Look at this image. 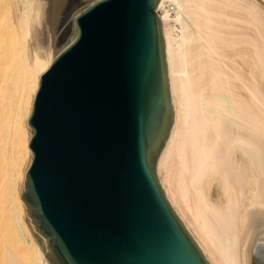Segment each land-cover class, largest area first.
<instances>
[{
	"label": "bare ground",
	"instance_id": "bare-ground-1",
	"mask_svg": "<svg viewBox=\"0 0 264 264\" xmlns=\"http://www.w3.org/2000/svg\"><path fill=\"white\" fill-rule=\"evenodd\" d=\"M68 2L0 0V264H49L17 187ZM156 10L174 110L158 181L210 264H264V0H161Z\"/></svg>",
	"mask_w": 264,
	"mask_h": 264
},
{
	"label": "water",
	"instance_id": "water-1",
	"mask_svg": "<svg viewBox=\"0 0 264 264\" xmlns=\"http://www.w3.org/2000/svg\"><path fill=\"white\" fill-rule=\"evenodd\" d=\"M160 1H94L39 76L17 192L49 264H210L156 174L174 115Z\"/></svg>",
	"mask_w": 264,
	"mask_h": 264
},
{
	"label": "rangeland",
	"instance_id": "rangeland-1",
	"mask_svg": "<svg viewBox=\"0 0 264 264\" xmlns=\"http://www.w3.org/2000/svg\"><path fill=\"white\" fill-rule=\"evenodd\" d=\"M95 0H69L66 11L61 18L57 28V47L55 52H60L73 38L74 35V16L90 5ZM69 6V7H68ZM163 10L169 13V7L165 5ZM171 13V12H170ZM169 13V14H170ZM17 59L15 55V60ZM157 163V162H156Z\"/></svg>",
	"mask_w": 264,
	"mask_h": 264
}]
</instances>
